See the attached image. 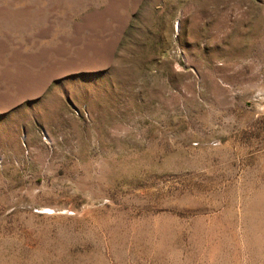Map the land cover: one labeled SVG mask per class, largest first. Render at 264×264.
Masks as SVG:
<instances>
[{
	"label": "rangeland",
	"instance_id": "374dc122",
	"mask_svg": "<svg viewBox=\"0 0 264 264\" xmlns=\"http://www.w3.org/2000/svg\"><path fill=\"white\" fill-rule=\"evenodd\" d=\"M0 264H264V0H0Z\"/></svg>",
	"mask_w": 264,
	"mask_h": 264
}]
</instances>
